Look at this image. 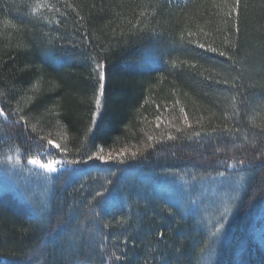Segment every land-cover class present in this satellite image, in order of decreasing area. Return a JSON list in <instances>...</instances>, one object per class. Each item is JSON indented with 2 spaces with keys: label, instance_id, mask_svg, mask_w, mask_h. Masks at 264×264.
Here are the masks:
<instances>
[{
  "label": "trees",
  "instance_id": "1",
  "mask_svg": "<svg viewBox=\"0 0 264 264\" xmlns=\"http://www.w3.org/2000/svg\"><path fill=\"white\" fill-rule=\"evenodd\" d=\"M0 110V264H264V0H0Z\"/></svg>",
  "mask_w": 264,
  "mask_h": 264
},
{
  "label": "rangeland",
  "instance_id": "2",
  "mask_svg": "<svg viewBox=\"0 0 264 264\" xmlns=\"http://www.w3.org/2000/svg\"><path fill=\"white\" fill-rule=\"evenodd\" d=\"M33 161H36V160H29L28 163H30V165L35 166V167H37V168H39V169H41V170H44L45 172H50V173H52V172H56L58 169L62 168V166H63L62 162L58 161L59 163H54V164H53V167L55 168V171H52V170H50V169H46V168H44V167H43V165H44L43 163H39V161H36L35 163H33ZM54 162H55V161H54ZM230 177H231V176H230ZM218 179H220V178H218ZM213 180H214V178L209 179V181H213ZM231 180H232V179L230 178V183H229V184H230V187L233 186V184L231 183ZM215 181H218V180H216V178H215ZM202 193L207 197L208 200H209L210 198H211L212 200H214L213 203H215V206H216V208H217L218 203L221 202V198H220V196L217 197V195H218L217 190L214 189V188H209V187L207 186V187H205V188L202 189L200 195H203ZM214 197H215V198H214ZM209 203H210V202H209Z\"/></svg>",
  "mask_w": 264,
  "mask_h": 264
},
{
  "label": "snow or ice",
  "instance_id": "3",
  "mask_svg": "<svg viewBox=\"0 0 264 264\" xmlns=\"http://www.w3.org/2000/svg\"><path fill=\"white\" fill-rule=\"evenodd\" d=\"M235 2H236L237 5H239L240 0H235ZM233 11H236V9L234 8ZM200 47L203 48L204 45H200ZM210 50H211V51H216V49H214V48H213V49H210ZM221 55H223V53H221ZM103 78H104L103 73H101V79H103ZM96 100H97V103H99V100H100L99 96H97ZM3 114H4L3 111L0 110V115H3ZM150 139H151V138H150ZM48 143H49V144H52L53 141L50 140V141H48ZM133 155H135V153H134ZM91 158H92V157H89V159H91ZM262 158H264V157H262ZM98 159L101 160V161H104V160H106V159H108V160L115 159V157H111V156H109V157L106 158V157H104V156L101 155V156L98 157ZM35 162H36V161H33V163H35ZM54 163H59V162H58V161H55V162H54V161H49L47 164H44L43 167L46 168V169H50V170H52V171H55V168L53 167V164H54ZM117 259H119V257H117Z\"/></svg>",
  "mask_w": 264,
  "mask_h": 264
}]
</instances>
